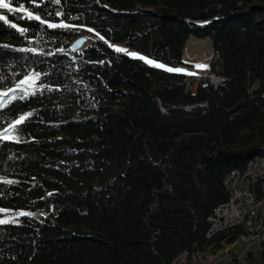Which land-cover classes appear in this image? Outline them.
Returning a JSON list of instances; mask_svg holds the SVG:
<instances>
[{
	"label": "trees",
	"instance_id": "obj_1",
	"mask_svg": "<svg viewBox=\"0 0 264 264\" xmlns=\"http://www.w3.org/2000/svg\"><path fill=\"white\" fill-rule=\"evenodd\" d=\"M6 2L40 20L0 13V264H171L240 238L207 219L226 174L264 154V0ZM192 35L224 86L175 71Z\"/></svg>",
	"mask_w": 264,
	"mask_h": 264
},
{
	"label": "built area",
	"instance_id": "obj_2",
	"mask_svg": "<svg viewBox=\"0 0 264 264\" xmlns=\"http://www.w3.org/2000/svg\"><path fill=\"white\" fill-rule=\"evenodd\" d=\"M222 63L220 52L214 50V65L210 71H203L184 65L186 88L187 86H195L197 89L200 83L224 86V79L226 78L221 74L223 71ZM257 167H259L258 179H250L247 171L246 180L244 182H237L234 197H228L227 201L218 205L208 217V237L212 236V230H214L217 223H231L234 220L235 212H243L244 223H242V227H244L245 232L241 235V238L248 245L258 244L262 246L264 243V158H258ZM229 178H236V171L234 169L230 170L226 174V180H223L225 188ZM254 197H261L262 209L260 213H252V201ZM254 229H262V237H254ZM186 251L188 250H183L176 255L175 263L237 264L239 261V257L230 251H227L225 258H220L217 261H210L209 254H205L204 251L195 250V263H184Z\"/></svg>",
	"mask_w": 264,
	"mask_h": 264
},
{
	"label": "rangeland",
	"instance_id": "obj_3",
	"mask_svg": "<svg viewBox=\"0 0 264 264\" xmlns=\"http://www.w3.org/2000/svg\"><path fill=\"white\" fill-rule=\"evenodd\" d=\"M11 6V5H10ZM12 7V6H11ZM13 8V7H12ZM14 9V8H13ZM25 14L29 15L31 13L25 8H19ZM3 12V9H0V13ZM31 16L33 14L31 13ZM87 42V41H86ZM115 49H124L128 55L139 58L144 64L149 66L157 67L156 65H162L163 67H157L159 69L167 70L171 69L172 67L167 65L164 61L155 59L150 55H147L143 52L137 51L124 43H115ZM135 54V55H132ZM213 55H214V47L212 43V39L209 36L198 37L192 35L184 48L182 59L185 63L189 64L191 67L195 69H200L203 71H210L213 67ZM143 57L144 59H141ZM151 61L152 63H148ZM198 65H203L204 67H197ZM177 68V67H176ZM177 69L183 70L184 67L180 66ZM193 89V92L196 91L195 86H189ZM190 90V88H189ZM263 246L258 244L248 245L241 237L235 240L233 243L227 244L225 249L222 251L227 252L230 251L236 254L239 257V261L237 264H252V262H260L262 259V249ZM248 253L251 254V258L248 259Z\"/></svg>",
	"mask_w": 264,
	"mask_h": 264
},
{
	"label": "bare ground",
	"instance_id": "obj_4",
	"mask_svg": "<svg viewBox=\"0 0 264 264\" xmlns=\"http://www.w3.org/2000/svg\"><path fill=\"white\" fill-rule=\"evenodd\" d=\"M224 85H225V79H224ZM189 88L192 89L191 87L187 86V89ZM258 158H264V154H257L251 157L246 162V165L243 168H234V170L236 171V178H229V181L226 184V189L229 193V197H234V192L237 187V182H244L246 180L247 171L250 179H258V175H259V167H257ZM224 180H226V176L224 177ZM261 209H262L261 197H254V200L252 201V213H260ZM242 223H244L243 212H235L233 222L217 223L214 230H212V236H214L215 234L221 231L242 226ZM241 235H243V233ZM254 237H262V229H254ZM262 246H264V243L262 244ZM226 253L227 252L220 251L217 254H209V260L217 261L220 258H225ZM175 260H176V256L173 258L171 264H178L175 263ZM184 263H195V250L186 251V254L184 256Z\"/></svg>",
	"mask_w": 264,
	"mask_h": 264
},
{
	"label": "snow or ice",
	"instance_id": "obj_5",
	"mask_svg": "<svg viewBox=\"0 0 264 264\" xmlns=\"http://www.w3.org/2000/svg\"><path fill=\"white\" fill-rule=\"evenodd\" d=\"M59 2V0H57V3ZM0 9H7L8 11H18L19 9H13L10 4L8 2H6V0H0ZM29 17L30 18H34L36 20H40L39 16H35L32 17L31 13H29ZM0 21H5L7 22V18L4 15H0ZM43 23V21H41ZM49 27L55 28V27H64L65 25H55V24H49ZM11 27L15 28L17 27L15 24H12ZM118 52H122L125 51L124 49H116ZM135 55V54H132ZM141 59H144L143 57H140ZM148 63H152L151 61H148ZM157 67H163L162 65H156ZM197 67H204L203 65H198ZM168 71H173V69H167ZM175 71H180L179 69H176ZM24 81H21V84H23ZM19 87V85L17 86ZM3 95L7 96V93H4ZM24 97L22 96L21 99H23ZM28 115H31V113H29ZM26 119V117L21 116L18 120H16V124L19 125L21 124L24 120ZM7 131V130H6ZM5 139H7V136L4 137ZM6 183H12V181H6ZM0 211H3L2 209H0ZM19 215H28L27 213H19ZM8 221L6 220H0V224H4L7 223Z\"/></svg>",
	"mask_w": 264,
	"mask_h": 264
},
{
	"label": "water",
	"instance_id": "obj_6",
	"mask_svg": "<svg viewBox=\"0 0 264 264\" xmlns=\"http://www.w3.org/2000/svg\"><path fill=\"white\" fill-rule=\"evenodd\" d=\"M148 11V10H147ZM198 24H207L206 22H198ZM87 37L82 35L78 37L71 45V49L74 51L80 50L83 45L86 43ZM204 85H208V83H204Z\"/></svg>",
	"mask_w": 264,
	"mask_h": 264
}]
</instances>
